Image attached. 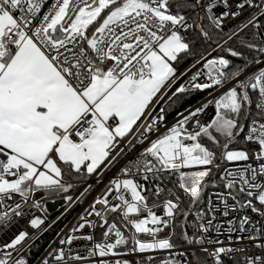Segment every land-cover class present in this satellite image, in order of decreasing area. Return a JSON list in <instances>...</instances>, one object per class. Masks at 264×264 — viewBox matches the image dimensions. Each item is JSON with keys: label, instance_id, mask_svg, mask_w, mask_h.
<instances>
[{"label": "snow or ice", "instance_id": "1", "mask_svg": "<svg viewBox=\"0 0 264 264\" xmlns=\"http://www.w3.org/2000/svg\"><path fill=\"white\" fill-rule=\"evenodd\" d=\"M0 264H264V0H0Z\"/></svg>", "mask_w": 264, "mask_h": 264}, {"label": "trees", "instance_id": "2", "mask_svg": "<svg viewBox=\"0 0 264 264\" xmlns=\"http://www.w3.org/2000/svg\"><path fill=\"white\" fill-rule=\"evenodd\" d=\"M198 99H200V97H196V98H194L192 102H193V103H196V101H197Z\"/></svg>", "mask_w": 264, "mask_h": 264}, {"label": "built area", "instance_id": "3", "mask_svg": "<svg viewBox=\"0 0 264 264\" xmlns=\"http://www.w3.org/2000/svg\"><path fill=\"white\" fill-rule=\"evenodd\" d=\"M69 219H71V217H69Z\"/></svg>", "mask_w": 264, "mask_h": 264}]
</instances>
